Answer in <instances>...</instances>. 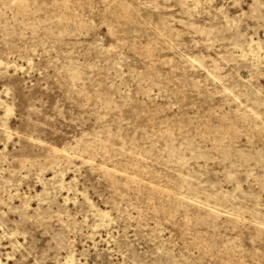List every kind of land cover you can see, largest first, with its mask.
Segmentation results:
<instances>
[{
  "label": "rangeland",
  "instance_id": "374dc122",
  "mask_svg": "<svg viewBox=\"0 0 264 264\" xmlns=\"http://www.w3.org/2000/svg\"><path fill=\"white\" fill-rule=\"evenodd\" d=\"M0 264H264V0H0Z\"/></svg>",
  "mask_w": 264,
  "mask_h": 264
}]
</instances>
